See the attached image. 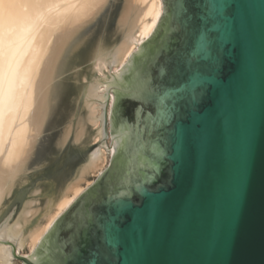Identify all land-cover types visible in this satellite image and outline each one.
Masks as SVG:
<instances>
[{
  "label": "water",
  "instance_id": "95a60500",
  "mask_svg": "<svg viewBox=\"0 0 264 264\" xmlns=\"http://www.w3.org/2000/svg\"><path fill=\"white\" fill-rule=\"evenodd\" d=\"M120 2L75 42L59 117L33 153L46 162L3 211L0 243L22 264H264V0H162L143 47L87 83ZM101 148L109 168L22 256L45 218L11 234L29 200L52 209Z\"/></svg>",
  "mask_w": 264,
  "mask_h": 264
},
{
  "label": "bare ground",
  "instance_id": "6f19581e",
  "mask_svg": "<svg viewBox=\"0 0 264 264\" xmlns=\"http://www.w3.org/2000/svg\"><path fill=\"white\" fill-rule=\"evenodd\" d=\"M110 2L0 0V207L25 175L48 117L52 85L62 59L82 31L106 10ZM122 4L115 29L118 42L105 48L101 62L92 66L91 74L106 77L105 73L110 74L109 63L113 65V73L122 69L130 61V55L150 38L164 13L162 0H123ZM86 81L91 83V80ZM100 88L105 91H98V94L107 93V87ZM94 104L100 107V103ZM113 105L114 97L110 95L109 120ZM97 111L96 117H99L103 108H97ZM100 125L101 120L94 127L98 129ZM110 132L113 137V126H110ZM94 142H100V137L97 136ZM111 157L113 149L108 152L101 148L83 165L51 214L20 243L22 256L29 257L36 250L57 220L93 184L89 176L103 173ZM36 205L34 201L28 202L11 228L12 235H18L36 217L40 211ZM26 246L30 251L27 254L24 252ZM17 261L12 245L0 243V264H18Z\"/></svg>",
  "mask_w": 264,
  "mask_h": 264
},
{
  "label": "rangeland",
  "instance_id": "374dc122",
  "mask_svg": "<svg viewBox=\"0 0 264 264\" xmlns=\"http://www.w3.org/2000/svg\"><path fill=\"white\" fill-rule=\"evenodd\" d=\"M112 1V0H111ZM123 3V0H121L120 2V7L114 17V20H113V23H112V26L110 30V34L109 36H111L108 40H107V43H106V46L105 48L107 47H110L112 45H114L116 42H118V37L115 35V29H116V24H117V19H118V16H119V13L122 9V4ZM104 13V12H103ZM102 13V14H103ZM102 14L93 22L91 23V25H88L87 28H85L82 33L78 36V38L76 39V41L102 16ZM116 37V38H115ZM115 38V39H114ZM116 40V41H115ZM75 41V42H76ZM111 41V42H110ZM75 42L73 43V46L70 48V50H68V52L66 53V55L64 56V58L62 59L60 65H59V71L57 73V75L55 76V79H54V82H53V85H52V97H51V101H50V109H49V113H48V117L46 119V123L45 124H49V122L51 121V119H54L56 117H59V112H60V107H61V101H62V96H63V91H64V86H65V81H66V75H67V70H68V65H69V62H70V59H71V55H72V52H73V48H74V45H75ZM143 47V46H142ZM91 70H92V66H90V68L87 70L86 72V78L88 80H91ZM88 76V77H87ZM86 79V80H87ZM87 82V81H86ZM54 90H57L58 94H59V98H56V97H53V92ZM110 121L109 124L110 126H112V120L110 118ZM110 126H108V131H109V138H108V144H112V142H110V140L113 139L112 137V132H110ZM93 130H96L97 128L93 127L92 128ZM53 130H47L43 132V134H40V138L43 139L46 135L52 133ZM94 143H99V142H92V145ZM33 157V158H32ZM29 163H28V167H27V170L25 172V175L22 176L16 183V186L14 187L12 193L10 194V196H8L2 206L0 207V217L3 213V211L5 210L6 206L8 205L10 199L12 198L13 194L24 184L26 183L46 162L45 161H42V160H39L37 158L36 155H32ZM111 161H112V157L109 159V162H108V165L106 166V168L104 169V171H106L110 164H111ZM31 162V163H30ZM84 165V164H83ZM83 165L79 166L75 172L71 175V177L68 179V181L66 182L65 186L63 187L62 192H64V190L66 189V187L70 184L71 181H73L79 174L80 170L82 169ZM99 176V175H91L89 176V179H90V182H94L95 178ZM92 182V183H93ZM90 187V186H89ZM88 187V188H89ZM63 194V193H62ZM60 195V194H59ZM62 196V195H61ZM61 198V197H60ZM59 198V199H60ZM59 199L55 202V204L53 205L52 209L48 210L46 204L44 203L43 199L41 197H38V198H34V199H30V201H34L36 202V207H37V210H40L39 213L36 215V217H33V219L28 223L27 226H29L39 215L41 214H44L45 218L51 214V212L53 211V209L56 207ZM39 203V204H38ZM38 205H40L38 207ZM35 207V208H36ZM44 218V219H45ZM43 219V220H44ZM42 222V221H41ZM40 222V223H41ZM26 226V227H27ZM25 227V228H26ZM24 252L27 254L29 253V247L26 246L25 249H24ZM16 263L18 264H22L21 262L17 261Z\"/></svg>",
  "mask_w": 264,
  "mask_h": 264
},
{
  "label": "snow or ice",
  "instance_id": "6c2138e0",
  "mask_svg": "<svg viewBox=\"0 0 264 264\" xmlns=\"http://www.w3.org/2000/svg\"><path fill=\"white\" fill-rule=\"evenodd\" d=\"M77 3H83V4H95L97 0H76ZM93 46H95L93 42Z\"/></svg>",
  "mask_w": 264,
  "mask_h": 264
}]
</instances>
